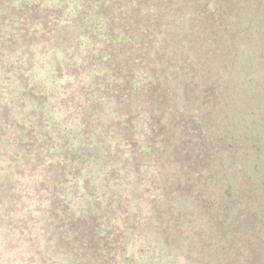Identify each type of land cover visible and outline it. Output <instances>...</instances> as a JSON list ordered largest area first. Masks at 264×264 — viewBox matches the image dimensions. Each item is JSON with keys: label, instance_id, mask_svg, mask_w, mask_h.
I'll use <instances>...</instances> for the list:
<instances>
[{"label": "trees", "instance_id": "1", "mask_svg": "<svg viewBox=\"0 0 264 264\" xmlns=\"http://www.w3.org/2000/svg\"><path fill=\"white\" fill-rule=\"evenodd\" d=\"M208 2L201 9L200 0H0V92L8 95L0 98V128L17 122L9 141L23 151L30 179L40 178L33 190L40 187V200L48 201L35 202L43 218L29 213L43 225L25 236V264H119L126 249L120 264H131L137 257L127 231L139 215L161 244L159 264L176 252L192 264H264V203H257L264 200V0ZM188 6L200 15L184 25ZM169 42L182 44L179 57ZM37 61L52 82L27 74ZM141 117L157 131L143 141L134 130ZM183 126L187 136L176 141ZM142 158L153 173L148 182ZM196 158L205 162L201 172ZM169 161L173 175L165 183ZM205 169L221 177L216 203L204 193L198 199L192 186ZM200 185L209 191V180ZM10 189L0 185L5 198ZM151 190L138 213L137 196ZM237 191L245 199L234 208L227 199ZM17 192L12 203L20 202ZM71 195L86 208L73 209ZM184 198L199 208L185 213ZM26 214L8 218L22 235ZM202 228L210 237L198 247ZM251 230L257 234L247 240ZM197 251L209 259L200 261Z\"/></svg>", "mask_w": 264, "mask_h": 264}, {"label": "rangeland", "instance_id": "2", "mask_svg": "<svg viewBox=\"0 0 264 264\" xmlns=\"http://www.w3.org/2000/svg\"><path fill=\"white\" fill-rule=\"evenodd\" d=\"M167 1L169 4L170 0H167ZM200 2L202 4L201 9H206L207 4L209 3L208 0H200ZM188 7H189L188 10L182 11L183 16H181V17L184 18L182 20V23L184 25L187 24L188 22H191V21L194 22L196 17L200 15L199 11H195L193 9L191 10V7L190 6H188ZM171 10L175 11L176 9H174V8L170 9V12H171ZM213 11H214V9H213ZM208 13H206V14H208ZM185 14L188 16L187 18H186ZM204 18H205V16H204ZM36 44H38L40 46L38 50H41L44 46V42H42L41 40H38L36 42ZM172 46L174 47L175 50H177L176 54H177V57H179V55L182 51V44L179 42H176V44L169 42L167 45V48H170ZM40 52L41 51H39V53L38 52L36 53L38 55L36 60L39 59V56L43 57V56L39 55ZM38 61H37V64L35 62L34 66L31 67V70L27 74L29 76H31V73L33 72L35 76L42 77L43 80L45 81V82H43L44 84L52 82V80H51L52 78H48L47 76H45V74L49 70L48 69L49 67L48 66L44 67L43 65L40 66ZM25 68H26V66H25ZM33 79H35V78H33ZM3 92H4V90H2L0 92V98L4 100L6 97H8V95H5L4 94L5 92L4 93ZM180 103H181V101H180ZM0 112H1V110H0ZM12 115L15 117V119H18V113H16V111H14L13 109H12ZM61 116H63V115L61 114ZM19 117H20L21 121H23V122L26 120V119L22 118V115ZM143 121L144 120H142V117H141L140 122L137 121L138 123H136V125L138 127L134 128L136 140L139 139L140 141H143V138H144L143 136L144 135L147 136V134L145 133L147 131L149 132L150 135L156 134V132H157V131H155V129H156L155 123L152 126L150 124L149 125L144 124ZM2 122H3L2 114L0 113V126H1ZM50 122L53 124L52 130L54 127L57 128L56 120L53 119ZM219 123H221L222 125L225 124V122L222 119H220ZM16 124H17V122L11 123V124H5V125H3V128H0V130L3 131L2 133H0V135L2 134L1 139H0V141H1L0 146L2 148V150L0 151V180H2V183L9 184V188L12 187V189H10L11 191L10 190L6 191V194H7L6 198L4 197L3 191L0 190V264H25V261H23L20 258L22 255H24L23 249L28 247L25 236L28 235L29 232L36 233L38 231L37 229H38L39 225L40 226L43 225V223H39V225L36 224L35 221L31 217H29L30 216L29 213L33 212V217H36L37 215H39L40 219L43 218L41 216L43 212L40 211V207L37 206L38 203H35L36 199L38 198L36 188L34 187V190L32 188L33 184H36V185H37V183L40 184V180H39L40 178L39 179L38 178L30 179V177L28 176L29 173H27V171H26L27 170L26 166L23 167V165L25 163L23 161V159H24V157H23L24 153H22L23 151H21L19 154H17L18 153L17 150H14V148L17 144H12V142L9 141L10 137L12 136V133H13V130H14ZM77 124L79 125V123H77ZM165 124L167 126H170V125L174 126L173 122L165 121ZM145 125H147V127ZM183 125H185L184 122H183ZM143 126H144V128H143ZM216 126L217 125H215L214 127H216ZM185 127L186 126H183L181 132L180 131L176 132L177 133L176 134L177 135L176 141L181 139L183 136H184V138H185V136H187L186 134L182 135ZM146 128H149V129L146 130ZM58 129H63V128L59 126ZM168 129H169V131H171V128H168ZM201 130H202V128H201ZM51 133L57 137L60 135L58 131H55L54 133L52 131ZM141 135H143L142 139H140ZM73 136L74 135H71V139H73L72 138ZM160 139L162 140V137H160ZM199 140L201 141L202 137H200ZM166 141H168V140H166ZM158 142H159L160 146H162L161 143H163V142L160 140H158ZM54 152L55 151L47 153L48 155L44 156V157H46L45 159L43 157L42 167L50 165V160L54 158ZM201 154L203 156L202 158L207 163H209L207 155H204L203 153H201ZM169 155L170 154H168V156ZM143 161H144V158H142V169L146 175L144 176L143 181L148 182V180L151 178V175H153V173L151 172L152 174L150 175L148 172H146V169L149 166L150 162H144L143 163ZM194 163H198V165L200 166L198 168V171L201 172V169L203 168V165L205 162L196 158V160L193 161V164ZM210 163L213 165L215 163V161H213V162L211 161ZM96 166L98 168H100V162H97ZM20 167H23V168H20ZM172 167H173V165H171V162L169 161L168 167H166L164 172H163L165 174V176L167 177V179L164 181L165 183L167 182V180L169 181L171 179L170 177L173 175L172 174V172H173ZM195 169H194V176L197 177V175L199 173L195 172ZM207 170H208V172H206V169L204 170L205 174H202V177L199 181H197V179L195 178L196 182H193L192 186L195 188V193H196V196L198 199H200V195L204 193V195L206 194V198L208 200L216 203L214 201V199L219 197L220 193H222L221 189H220V187L222 185L216 187V181L218 179L220 180L221 177H218L216 170H213V169H210V170L207 169ZM152 171H153V168H152ZM196 171H197V169H196ZM159 173H161V172H159ZM154 174H156V173H154ZM101 175H102V177L98 176L99 182L98 183L96 182L97 185H100L102 182L103 173ZM129 176L131 178L135 177V176H133V172H129ZM34 180H35V182H33ZM38 180H39V182H38ZM42 180L44 181L43 178L41 179V181ZM69 180L72 181V178L70 177ZM207 180H209V183H210L209 191H207L205 188L203 189V186L200 185L201 182H203V181L205 182ZM16 182H19L20 184L15 185ZM2 183H0V185ZM39 184L37 186H39ZM82 185L83 184L81 183L80 186H82ZM73 186H74V184L73 185L69 184V188H68L69 194L72 191ZM15 187L18 188L17 189L18 192H17ZM14 191L17 192V196L19 197L18 199L20 200V202L12 203V202H14L15 196H13L11 194V192H14ZM152 193H153L152 190L150 191V194L143 192L142 193L143 196H137V198L139 197V199L137 200V203L138 202L146 203V198L148 197V195H151ZM97 194H98L97 196L100 197V195L103 194V189L102 188L97 189ZM238 196H239V198H242V200H238L239 199V198L237 199ZM70 197H71V199H69V203H71L73 209H75L76 206H80V205H81V209L86 208V207H82L83 206L82 204H84V203H80L82 201L81 199H75L72 197V195ZM234 198H235L234 200L227 199V201H229V203H231V205L234 208H235V206L239 207L238 205H241V202L245 199V197L243 196V193L239 192V191L235 192ZM180 199L181 198H179V200ZM25 201H26V203H25ZM259 201H261V203H264V200H258L257 203H259ZM42 203H44V205H45V203H48V201L43 200ZM181 203H185L186 206L184 205V207H185L184 212L187 213L191 209H194V208L197 210V208H199V207H197V206H199L198 203H200V202L190 203L189 198H184L181 200ZM193 204H196L197 206L193 205ZM224 204L227 205L228 203H224ZM8 205H10V215L12 217H14V219H17L19 213L20 214L21 213L22 214L28 213L25 215V217H27L28 219H26L25 217H21V218H23V222H26L25 224L27 225V229L25 230L26 232L24 235H22L20 233L19 229H12V227L8 223V218L10 217L9 214H6V211L8 210V209H6V207H8ZM216 205H220V203H218V201H217ZM201 206L202 207L204 206L203 203L201 204ZM136 209H137V212L139 213V211H140L139 203H138V206ZM147 209H148V207H147ZM125 219L126 218H123V219L118 218L117 220H115V223L122 225L123 227H124V224H125V226H128L129 224L124 221ZM250 219L251 218H249V220ZM132 221L134 223V226L132 228H130L131 230L127 231L128 235H129V237L127 238V240L129 239V245L127 247L129 248V252L131 254H134L137 257V261L136 260L132 261L131 264H150L152 259H153V261H156L155 264H159L158 263L159 258H160L159 253L162 250V248L159 245H161V244H156V240L154 238H152L153 236L152 235L150 236L147 234V226H145V224L143 222L144 221L143 216H140V215L138 217L133 216ZM201 223L203 225H205L206 219L201 217ZM35 227H37V229ZM142 228H145V231ZM252 229H255V228H252ZM151 231H153V230H151ZM184 232H186V231H184ZM256 234H257L256 231L251 230V232L246 235V239L247 240L252 239L251 236H254ZM187 235L188 234L185 233V235L183 237L186 238ZM197 235L200 238V239H197V241H196V244L198 245V247L202 245L203 241H205L203 239L207 240V237H210V236H207V234H205V229H203V228L201 230H197ZM9 243H11L10 249L7 248ZM173 251L175 252V250H173ZM227 251H228V249H227V247H225V252H227ZM126 252H127V249L124 251V253H126ZM124 253L118 255L119 264H120V262H123V260H126L125 256H122ZM177 253L178 252H176L175 254H172L170 256L165 257L166 260L164 262L160 260V264H192L193 263V261L191 259L190 260L187 259V257H191L189 254L188 255L184 254L183 256H180ZM192 253L193 254L196 253L197 257H199L198 259L202 262H203V259H206V260L209 259L207 252L197 251V252H192ZM227 263L228 262H225L223 264H227ZM33 264H36V263H33Z\"/></svg>", "mask_w": 264, "mask_h": 264}, {"label": "flooded vegetation", "instance_id": "3", "mask_svg": "<svg viewBox=\"0 0 264 264\" xmlns=\"http://www.w3.org/2000/svg\"><path fill=\"white\" fill-rule=\"evenodd\" d=\"M36 188H37V186H36ZM37 189L40 190V187L37 188ZM36 191H37V190H36ZM37 195H38V198L36 199L35 202L42 203L43 200H40V195H39V192H38V191H37Z\"/></svg>", "mask_w": 264, "mask_h": 264}]
</instances>
